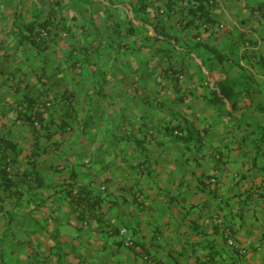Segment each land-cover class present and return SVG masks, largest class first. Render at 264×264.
I'll use <instances>...</instances> for the list:
<instances>
[{"label":"crops","instance_id":"0c3cea01","mask_svg":"<svg viewBox=\"0 0 264 264\" xmlns=\"http://www.w3.org/2000/svg\"><path fill=\"white\" fill-rule=\"evenodd\" d=\"M263 127L264 0H0V264H264Z\"/></svg>","mask_w":264,"mask_h":264},{"label":"trees","instance_id":"16d2710c","mask_svg":"<svg viewBox=\"0 0 264 264\" xmlns=\"http://www.w3.org/2000/svg\"><path fill=\"white\" fill-rule=\"evenodd\" d=\"M203 27H205L206 28V26L204 25ZM223 26L222 25H219L218 26V28L220 29V28H222ZM170 71H172V73H174V76H176V78H178V79H180V75H181V73H179V72H177V71H175L174 69H170ZM214 94L215 95H217V93H215L214 92ZM224 97V96H223ZM35 123L37 124V126L36 127H38L39 126V121L37 122V121H35L34 122V126H35ZM40 127V126H39ZM38 127V128H39ZM167 132H169V134L171 135V137L172 138H174L175 140H180L181 138V136H182V134H181V132H180V128L179 127H176V128H168L167 129ZM261 132H262V134H261V136H260V138L259 139H257L256 141V146L254 147V151H255V156H257V155H259V154H261V149L259 148L260 147V144H264V127L261 129ZM38 181H39V179H38ZM7 183H9V182H6V184ZM5 184V185H6ZM116 221V220H115ZM108 224H109V222H108ZM114 225H116V222H115V224ZM113 225V226H114ZM110 226V225H109ZM113 226H110V227H113ZM121 233V230L119 231V234ZM232 249V248H231ZM232 250H234V249H232ZM234 251H236V252H238L237 250H234ZM0 259H1V257H0Z\"/></svg>","mask_w":264,"mask_h":264},{"label":"built area","instance_id":"2783aa9c","mask_svg":"<svg viewBox=\"0 0 264 264\" xmlns=\"http://www.w3.org/2000/svg\"><path fill=\"white\" fill-rule=\"evenodd\" d=\"M162 12V11H161ZM35 126H37V124L35 123ZM220 220V221H219ZM218 220V224H221L222 222H221V219H219ZM115 220H110L109 221V225L110 226H113L114 224H115ZM125 233V230L124 229H122L121 230V235H123ZM226 244L230 247V248H232V249H234V250H237L238 252H239V254H241V255H244L245 254V251L243 250V249H241L240 248V246L232 239V238H227L226 239ZM123 246H125V247H128V248H131V249H134V250H136V251H138V252H141V250H140V248L138 247V246H136L135 245V243H134V240L132 239V238H130V237H127L124 241H123ZM142 259L143 260H147V256H145V255H142Z\"/></svg>","mask_w":264,"mask_h":264},{"label":"rangeland","instance_id":"374dc122","mask_svg":"<svg viewBox=\"0 0 264 264\" xmlns=\"http://www.w3.org/2000/svg\"><path fill=\"white\" fill-rule=\"evenodd\" d=\"M18 2H19V0H17ZM223 28V27H222ZM222 28H220L221 30H222ZM231 87V86H230ZM230 87L229 86H227V88L226 87H224L225 89H230ZM220 221V220H219ZM221 224L220 225H223V220L221 219Z\"/></svg>","mask_w":264,"mask_h":264}]
</instances>
